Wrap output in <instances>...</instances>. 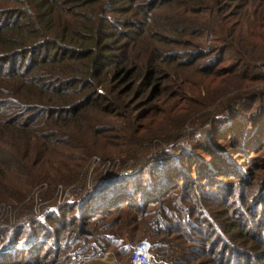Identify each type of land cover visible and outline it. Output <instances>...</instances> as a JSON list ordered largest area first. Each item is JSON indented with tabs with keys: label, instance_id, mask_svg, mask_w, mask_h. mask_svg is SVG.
<instances>
[{
	"label": "trees",
	"instance_id": "obj_1",
	"mask_svg": "<svg viewBox=\"0 0 264 264\" xmlns=\"http://www.w3.org/2000/svg\"><path fill=\"white\" fill-rule=\"evenodd\" d=\"M1 202L0 264H264V0H0Z\"/></svg>",
	"mask_w": 264,
	"mask_h": 264
},
{
	"label": "rangeland",
	"instance_id": "obj_2",
	"mask_svg": "<svg viewBox=\"0 0 264 264\" xmlns=\"http://www.w3.org/2000/svg\"><path fill=\"white\" fill-rule=\"evenodd\" d=\"M211 39H212V35L209 33L207 35L206 39L204 40L205 43H206V45H205L206 46V50H207V48L209 47V45L211 43ZM262 87H261V89H262ZM243 93H244L243 91L233 90V91H231L229 93V95H236V94H243ZM185 94L186 95H190V93H189L187 88H185ZM208 127L209 126H207V128ZM235 129L239 130L238 126L235 127ZM193 130L194 129H189L188 131L192 132ZM185 134H188V133H185ZM180 143L182 145L183 144V140ZM167 148L168 149H173L174 145L170 144V145L167 146ZM180 148L176 149L175 155H178V156L181 155V153L183 151H181L182 148L181 149ZM115 155L116 154L105 155L103 152L96 153V154L92 155V157L90 158V160L88 161L87 165L85 166V168L83 170V176L81 178V181H82L81 182V186L73 185L71 187H64L63 185H60L58 187V189L56 190V193L54 194L55 202L58 204L60 197L62 196V198H63L64 195L66 194V192H68L70 197L73 196L72 197L73 200L71 202L78 201V199L85 192H88V191H90L93 188V185H94V182H95L96 178H98L100 176L102 178H105L106 176H110L109 177L110 179H117L119 177L127 176L130 173V171H131V169L133 167V163L127 162L121 156H115ZM105 156H106L107 159L104 158ZM208 157L210 159L214 160V155L212 153H209ZM189 166H191V165H189ZM181 168H183V167H178L177 166V167H172L171 169L167 168V169H165L164 172L168 174L169 172L176 171L177 173L180 174ZM194 170H196V169H194ZM152 172H155V170H152ZM244 173H245V171H244ZM109 178H105V179H109ZM148 180H149V178L147 177L146 179H144V182L146 183ZM47 187H48L47 184L39 185V187L35 188L32 191V193L30 194V197L27 199V201L28 200L29 201L30 200L34 201V204H35L34 210H35L36 214H40V212H41L40 204L37 201L39 200V197L42 195V192L43 191H44V193L46 192L45 190L47 189ZM89 187H91V189H89ZM260 212H262V214L264 212V209L262 208V206H261L260 210L258 211V213H260ZM16 220H17V211L13 208V205L7 204L5 202H1L0 203V223L5 222V223H9V224H13L14 225ZM249 228H251V225L249 226ZM0 239L2 240V236L1 235H0ZM109 253L113 254L112 252H109ZM89 264H119V263L117 262V260L115 258V255L113 254V257L109 256V257H107L104 260H101V259L100 260H95L94 262H91Z\"/></svg>",
	"mask_w": 264,
	"mask_h": 264
},
{
	"label": "built area",
	"instance_id": "obj_3",
	"mask_svg": "<svg viewBox=\"0 0 264 264\" xmlns=\"http://www.w3.org/2000/svg\"><path fill=\"white\" fill-rule=\"evenodd\" d=\"M109 177L110 176H106L105 178H109ZM89 189H91V187H89ZM72 197L73 196L70 197V195L68 194V192H66V194L64 195L63 198H62V196L60 197L59 202H58V205L59 206H63L67 202H71L73 200ZM47 244L52 245L51 242H47ZM60 245L62 247H64V248H67L68 249V255L69 256H72L73 259L80 258V256L74 254V247H70L69 248L68 246L64 245L63 242H60ZM142 245H144V247L146 248V252L145 253L144 252H141V251H138V249ZM109 256L113 257V254L107 253L101 260H104V259H106ZM87 262L88 263H91L93 261H87ZM151 263H152V255L150 253V243L147 242V241H143L138 246H136L135 249H134V253H133V264H151Z\"/></svg>",
	"mask_w": 264,
	"mask_h": 264
},
{
	"label": "bare ground",
	"instance_id": "obj_4",
	"mask_svg": "<svg viewBox=\"0 0 264 264\" xmlns=\"http://www.w3.org/2000/svg\"><path fill=\"white\" fill-rule=\"evenodd\" d=\"M138 251H141V252H146V248L144 247V245H142L139 249H138Z\"/></svg>",
	"mask_w": 264,
	"mask_h": 264
},
{
	"label": "crops",
	"instance_id": "obj_5",
	"mask_svg": "<svg viewBox=\"0 0 264 264\" xmlns=\"http://www.w3.org/2000/svg\"><path fill=\"white\" fill-rule=\"evenodd\" d=\"M94 262V261H93Z\"/></svg>",
	"mask_w": 264,
	"mask_h": 264
}]
</instances>
